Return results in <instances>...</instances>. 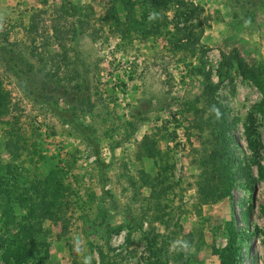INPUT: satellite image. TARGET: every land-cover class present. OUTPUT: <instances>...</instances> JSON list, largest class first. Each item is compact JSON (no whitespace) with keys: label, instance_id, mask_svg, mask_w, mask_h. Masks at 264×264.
Wrapping results in <instances>:
<instances>
[{"label":"rangeland","instance_id":"1","mask_svg":"<svg viewBox=\"0 0 264 264\" xmlns=\"http://www.w3.org/2000/svg\"><path fill=\"white\" fill-rule=\"evenodd\" d=\"M183 1L197 8L190 20L197 40L174 52L173 2L158 14L168 32L142 35L126 28L122 11L114 13L119 23L103 19L114 0H0V48L11 43L40 68L39 57L60 53L51 30L58 26L68 61L61 80L86 84L93 102L68 118L59 95L32 99L0 49V85L12 104L0 117V264H13L21 243L30 254L22 264H219L230 228L238 232V264H264V113L252 109L261 94L234 68L216 72L220 52L231 49L264 67V0ZM197 68L224 106L232 170L246 166L252 177L248 183L236 171L229 196L204 204L197 186L211 137L197 111L204 82ZM10 126L20 138L13 153L5 148ZM143 135L151 156L142 153ZM44 177L60 183V205L36 230L26 213L43 188L30 186ZM155 181L157 198L148 186ZM6 202L13 219L1 211Z\"/></svg>","mask_w":264,"mask_h":264},{"label":"trees","instance_id":"2","mask_svg":"<svg viewBox=\"0 0 264 264\" xmlns=\"http://www.w3.org/2000/svg\"><path fill=\"white\" fill-rule=\"evenodd\" d=\"M116 2L119 3L120 8L117 7ZM172 2L175 3L173 17L175 16L176 19H178L180 26H178L177 21H173V31L169 32L171 36L168 38V42L171 44L174 52L186 51L188 49L192 50L194 41L197 40V35L192 31L190 20L197 8L196 6L187 4L183 0H114V2H111L106 8L104 16L102 17L103 19L105 18V20L111 19L114 23H119V19L114 13L122 11L121 13L124 15L127 23L126 28L139 31L142 35L150 33L160 34L161 31H166L168 21L165 15H162V23L158 22L157 20L160 18L158 14L167 9L168 5ZM68 8L71 10L72 14L76 11L75 8L70 5H68ZM65 10V5L63 3L60 4L57 10L58 16L62 17L64 13H66ZM146 12L151 15L154 14L153 18L144 17L143 13ZM70 26L72 27L70 32L74 34V25L71 24ZM78 26L81 27L80 24H78ZM28 28L33 29L34 25L30 23ZM51 30L60 46V53L55 52L49 54L45 60L39 57L38 61L40 62V68H38L30 58L18 52L14 53L11 43L0 48L2 52L1 58L17 84L20 85L22 89L24 88L23 90L26 91L32 99H46L55 94L59 95L67 106L64 111L69 118L75 114L89 111L93 106L91 100L92 96L90 92L87 91L88 87L83 82L76 81L70 84L68 80L64 82L61 80L59 71H62L63 68L67 66L68 61L64 46L59 43L62 40V31L55 25L52 26ZM233 68L242 78L249 80L261 94V98L254 103L252 109L257 113L263 114L264 67L247 63L236 49L220 52V60L216 69L217 75L226 76L230 69ZM197 71L203 75L204 81L200 91L203 107L197 111L205 114L203 125L208 129L211 137L210 151L202 164V177L197 186L199 202L204 204L229 196V191L233 187L234 173L236 171L240 173L239 175H242L248 183L252 177H250V173L246 166L237 165L236 170H232V153L230 147L233 140L230 133V124L225 116L224 106L220 104L215 97V85L209 83L207 76H205L202 70L197 68ZM11 109L12 104L8 98V93L6 90H3L0 85V117L8 115ZM249 119L250 124L253 125V119L250 117ZM251 134L250 128H246L245 135L247 142L249 146L254 149L257 145V141L255 138L253 140L250 138ZM18 143H20L18 130L10 126L7 130V139L5 140L6 151L8 153L15 152ZM140 145L144 155L151 156L153 154L154 145L145 135L142 136ZM160 185L161 184L157 181L148 184L152 196H156L157 198L160 195ZM41 188H43V193H40L41 197L36 201L32 199V203H35L34 208L26 213L27 220H33V225L36 226V230H39L40 220L45 218H52L54 220L53 210L50 209V206L53 205L59 208L58 206L60 205L59 190L61 189V185L58 180L44 177L41 180L32 182L30 186L32 193L40 192ZM1 211L6 218L13 219L14 216L8 202L3 204ZM237 233L238 232L234 231L232 228L228 230L227 244L223 250L219 252L221 258L219 264L239 263L240 256L237 251L238 244H236ZM23 242L25 243V239ZM29 255L28 251H25L24 244L21 243L12 256V263H25ZM98 255L101 256V251H98Z\"/></svg>","mask_w":264,"mask_h":264},{"label":"clouds","instance_id":"3","mask_svg":"<svg viewBox=\"0 0 264 264\" xmlns=\"http://www.w3.org/2000/svg\"><path fill=\"white\" fill-rule=\"evenodd\" d=\"M154 14L150 15V18H153Z\"/></svg>","mask_w":264,"mask_h":264}]
</instances>
